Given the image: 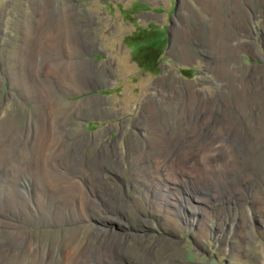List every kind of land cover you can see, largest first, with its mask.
I'll return each mask as SVG.
<instances>
[{
    "label": "rangeland",
    "instance_id": "rangeland-1",
    "mask_svg": "<svg viewBox=\"0 0 264 264\" xmlns=\"http://www.w3.org/2000/svg\"><path fill=\"white\" fill-rule=\"evenodd\" d=\"M37 108L48 124L62 108L55 121L69 123L67 139L92 138L123 156L115 173L129 203L109 230L161 246L148 263L129 242L124 264H264V164L252 163L249 147L258 143L264 161V0H0V124L22 130ZM187 108L208 111L195 121ZM211 108L224 111L209 123ZM235 108L243 110L231 116ZM199 123L228 148L196 143L189 132ZM165 130L191 149L174 166L186 197L199 192L198 221L187 228L148 201L134 163L146 154L154 170L161 151H146L147 136L159 141ZM107 232H95L101 244Z\"/></svg>",
    "mask_w": 264,
    "mask_h": 264
},
{
    "label": "bare ground",
    "instance_id": "bare-ground-1",
    "mask_svg": "<svg viewBox=\"0 0 264 264\" xmlns=\"http://www.w3.org/2000/svg\"><path fill=\"white\" fill-rule=\"evenodd\" d=\"M61 109L54 108L50 114L54 120L51 119L50 124L38 120L40 108L35 109L38 115L22 130L17 122L0 124V264H124L121 256L128 251L129 242L142 248L149 263L155 258V249L161 247L152 242L151 235L132 238L109 230L110 225L123 224L121 210L129 203L127 186L123 184L125 178L119 175L120 171L118 175L115 173L120 168L122 155L109 145L98 148L99 143L92 138L67 139L65 127L69 123L55 121ZM219 109L211 108L209 123L221 117L219 114L224 110ZM241 110L243 108L227 112L232 116ZM207 111V108H187L184 118L194 117L196 121ZM258 121L264 132V115ZM204 125L207 124L199 123L198 128L189 132L198 139L196 143L206 146L209 142V151L213 153L221 152L223 146L228 148L221 138L211 137V132L204 133ZM233 125L232 122L223 130L226 136L236 131ZM59 133L63 135L58 137ZM164 134L159 141L152 140L154 145L152 137H146V151L151 152L153 147L161 151L154 170L146 154L136 157L134 163L144 174L142 186L148 201L160 212H168L175 219V225L182 222L180 227L187 228L197 224V207L191 203L200 202L195 196L199 192L189 188L190 197H186L184 182L179 177L182 173L174 166L179 162L178 154L190 146H184V136L167 130ZM254 143L249 146L252 163L263 165V156L258 154ZM209 151L205 152L204 160L210 157ZM169 169L174 173L170 175ZM145 223L151 224L149 220H144ZM38 226H43L44 230L32 231ZM54 228L57 234L50 235ZM107 230L106 242L101 244L95 232L103 235Z\"/></svg>",
    "mask_w": 264,
    "mask_h": 264
},
{
    "label": "trees",
    "instance_id": "trees-1",
    "mask_svg": "<svg viewBox=\"0 0 264 264\" xmlns=\"http://www.w3.org/2000/svg\"><path fill=\"white\" fill-rule=\"evenodd\" d=\"M149 57H151V56H149Z\"/></svg>",
    "mask_w": 264,
    "mask_h": 264
}]
</instances>
